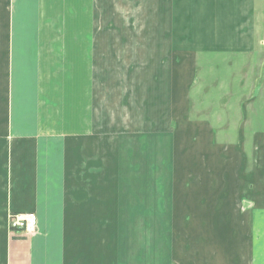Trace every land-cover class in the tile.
<instances>
[{
    "label": "crops",
    "instance_id": "0c3cea01",
    "mask_svg": "<svg viewBox=\"0 0 264 264\" xmlns=\"http://www.w3.org/2000/svg\"><path fill=\"white\" fill-rule=\"evenodd\" d=\"M222 56L264 65V0H0V264H264V108L191 101ZM153 136L219 196L153 186Z\"/></svg>",
    "mask_w": 264,
    "mask_h": 264
},
{
    "label": "rangeland",
    "instance_id": "374dc122",
    "mask_svg": "<svg viewBox=\"0 0 264 264\" xmlns=\"http://www.w3.org/2000/svg\"><path fill=\"white\" fill-rule=\"evenodd\" d=\"M263 55L261 56V58ZM264 65H227V58L225 56H222L221 58H217L211 65H204L200 64L197 68V83L194 85L192 89V95H191V101L194 100L193 104H197V101L202 100L203 103L209 104L212 107L213 115H219L218 117H221L222 114H219L222 109L228 108H234L239 107L241 102L245 103L249 101V107H261L264 108ZM262 81V88L260 89V92H258V86L261 85ZM226 96V97H225ZM243 108V107H242ZM239 113V110H238ZM261 111H259L258 114H260ZM191 116H200L197 113H191ZM264 116V115H263ZM217 117V118H218ZM257 121L251 122V129L254 128V132H261L264 133V118L257 117ZM248 128V127H247ZM169 129V133H170ZM154 134L155 131H154ZM153 134V135H154ZM153 136V145H152V151H153V158H152V185L157 186H178L181 185V187L184 188V200L190 201V200H203L206 198V200H209V197L215 196L218 197V194H194L190 193L187 195L185 191H189L191 189H207L209 186H218L217 181H215L213 178H208L206 175L204 176L203 173H195L196 175L192 177V168L191 164L192 162L189 161V163L185 161L179 160L178 162L175 159V146L172 144V141L170 140L168 142V145L165 147L166 150H164L163 154L165 157H167V162H162L161 168L162 171L159 170L160 167V158L161 160L165 159L162 153V147L160 146V142L163 141V139L159 140V137ZM170 137V135H169ZM158 144V145H157ZM159 147H161L159 149ZM195 149V150H194ZM202 149L203 151H200ZM185 152L189 153H195L196 155H200L204 152H206L207 147L202 146H185ZM177 158V157H176ZM162 160V161H163ZM178 163V164H177ZM234 164V163H233ZM177 165H178V171H177ZM200 169V168H199ZM234 171V170H233ZM201 174V175H200ZM245 180V179H244ZM235 185H239V178L234 179ZM126 183L134 184V185H143L144 184V178L143 177H137L131 178L128 177L126 179ZM228 179H227V184ZM178 194H168V198L172 200H176V196ZM194 195V196H193ZM196 196V197H195ZM173 197V198H172ZM181 200V195H180ZM216 230V227H211ZM208 227H190V226H176V233H203L207 232ZM213 230L212 232H215ZM205 232V233H206ZM237 237L231 236V242L228 238L227 243L228 245L231 243L232 245H239L240 242L234 241L237 240ZM238 264V263H233Z\"/></svg>",
    "mask_w": 264,
    "mask_h": 264
},
{
    "label": "built area",
    "instance_id": "2783aa9c",
    "mask_svg": "<svg viewBox=\"0 0 264 264\" xmlns=\"http://www.w3.org/2000/svg\"><path fill=\"white\" fill-rule=\"evenodd\" d=\"M37 219L33 214H11L8 229L11 234H31L36 231Z\"/></svg>",
    "mask_w": 264,
    "mask_h": 264
}]
</instances>
